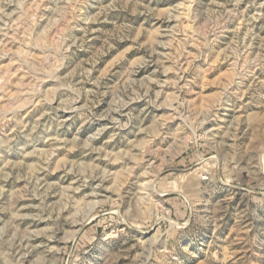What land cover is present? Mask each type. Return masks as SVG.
<instances>
[{
  "label": "rangeland",
  "instance_id": "rangeland-1",
  "mask_svg": "<svg viewBox=\"0 0 264 264\" xmlns=\"http://www.w3.org/2000/svg\"><path fill=\"white\" fill-rule=\"evenodd\" d=\"M0 264H264V0H0Z\"/></svg>",
  "mask_w": 264,
  "mask_h": 264
},
{
  "label": "bare ground",
  "instance_id": "bare-ground-1",
  "mask_svg": "<svg viewBox=\"0 0 264 264\" xmlns=\"http://www.w3.org/2000/svg\"><path fill=\"white\" fill-rule=\"evenodd\" d=\"M143 186L145 190L148 189L151 192L154 189V181L146 182L145 184H143Z\"/></svg>",
  "mask_w": 264,
  "mask_h": 264
}]
</instances>
